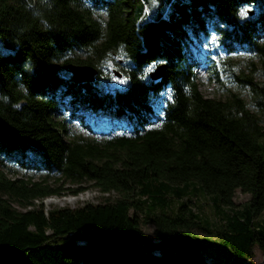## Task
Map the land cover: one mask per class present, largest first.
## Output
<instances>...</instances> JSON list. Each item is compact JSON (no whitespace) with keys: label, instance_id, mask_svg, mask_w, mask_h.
I'll list each match as a JSON object with an SVG mask.
<instances>
[{"label":"trees","instance_id":"obj_1","mask_svg":"<svg viewBox=\"0 0 264 264\" xmlns=\"http://www.w3.org/2000/svg\"><path fill=\"white\" fill-rule=\"evenodd\" d=\"M244 5L251 7L242 15ZM146 6L0 0V161L59 181L0 170V264H220L206 258L193 230L210 232L192 209L197 194L220 214L224 254L254 264V247L264 252V81L254 76L264 77V0H167L153 17ZM211 34L215 54L256 57L249 71L232 72L254 109L237 92L199 90V49L189 46ZM69 62L96 67L94 80L75 83ZM108 62L122 85L110 82ZM162 62L163 75L152 79L147 66ZM214 76L220 80L215 67ZM58 104L86 128L89 118H106L120 131L74 135ZM84 181L121 196L72 207L33 202L63 189L75 194ZM236 188L249 198L234 202ZM141 222L154 225L155 238Z\"/></svg>","mask_w":264,"mask_h":264},{"label":"rangeland","instance_id":"obj_2","mask_svg":"<svg viewBox=\"0 0 264 264\" xmlns=\"http://www.w3.org/2000/svg\"><path fill=\"white\" fill-rule=\"evenodd\" d=\"M167 0H144L146 3L145 12L149 13L150 16H154L159 9H164L165 3ZM251 6L244 5L241 8L242 13H246ZM196 41V40H195ZM194 41V42H195ZM217 41L213 34L208 38H201L199 42L190 44V48L198 52L196 48L199 49L197 53L198 65L196 67L197 73V82L198 88L201 93L205 96L216 97V98H225L230 92H237L248 102L249 106L254 109L253 105L249 102V95L246 88L240 87L233 81L232 72H238L242 69L245 72L249 71L254 65L257 64L256 57L250 55L246 52H234L229 55L222 53V55L215 54ZM209 53V54H208ZM80 56L84 54L82 52H77ZM210 56V57H207ZM229 59L227 63L225 60ZM156 64L152 63L147 66V70L150 72L154 70ZM114 66L110 62L106 63L104 70L111 71ZM214 67L219 70L220 80H217L214 76ZM71 74L70 72H68ZM255 78L264 81V77L255 72ZM110 82L113 85L120 86L124 83L123 77L116 76L111 74ZM56 115L58 117L64 118L67 121L68 130L74 135H84V136H97L102 137L106 136L107 130L110 126H115V123L112 124L106 118L98 119H88V124L91 126L92 130L84 127L80 122L71 120L68 115L69 111L61 104L57 105ZM118 128V127H117ZM0 170L8 178H27L30 177L31 180H42L46 181L53 185H58L59 181H56V174L46 173L44 171H32L20 168L19 166L10 164L6 160L0 161ZM83 186V189L75 194L71 193L67 189H63L58 194H50L42 197L41 199L34 198L33 202L36 204L39 201L43 202L45 208H51L54 206H78L86 201L92 202H103V201H114L117 197L121 196L120 192L115 190L102 191L96 186L91 184V181H84L80 183ZM76 183H71L68 180H65L63 186H76ZM249 198V193H244L238 188L235 189L233 200L236 203H241ZM192 209L200 215L201 222L205 228L209 229L210 232L205 231L202 228L194 227L193 230L196 234L202 239L204 244V254L206 258L210 261H219L220 264H240L243 262L242 259L231 255L224 254L219 248L218 237L215 234L219 223L221 222L220 214L213 207L210 198L206 194H197L191 197ZM11 204L18 209H27L31 205L22 206L16 201L12 200ZM176 204V202H175ZM143 212H140L139 215L142 216ZM264 217V212L259 216ZM257 217V218H258ZM141 227L144 232L151 238H155L153 233L154 225L150 222L142 223ZM254 264H264V252H262L257 246L254 247V256L252 258ZM116 264V263H114Z\"/></svg>","mask_w":264,"mask_h":264},{"label":"water","instance_id":"obj_3","mask_svg":"<svg viewBox=\"0 0 264 264\" xmlns=\"http://www.w3.org/2000/svg\"><path fill=\"white\" fill-rule=\"evenodd\" d=\"M252 10H249V13H251ZM166 68V64L165 63H159L156 64L154 70L149 72V75L152 79L157 80L159 79ZM66 70L67 72L71 73V77L72 80L75 83H80V82H85V81H93L95 78V75L97 74V68L94 67L93 65L90 64H78V63H74V62H69L66 65ZM113 73L116 76H120L121 73L113 68Z\"/></svg>","mask_w":264,"mask_h":264},{"label":"snow or ice","instance_id":"obj_4","mask_svg":"<svg viewBox=\"0 0 264 264\" xmlns=\"http://www.w3.org/2000/svg\"><path fill=\"white\" fill-rule=\"evenodd\" d=\"M242 15H243V13H242Z\"/></svg>","mask_w":264,"mask_h":264},{"label":"built area","instance_id":"obj_5","mask_svg":"<svg viewBox=\"0 0 264 264\" xmlns=\"http://www.w3.org/2000/svg\"><path fill=\"white\" fill-rule=\"evenodd\" d=\"M146 8V7H145Z\"/></svg>","mask_w":264,"mask_h":264}]
</instances>
